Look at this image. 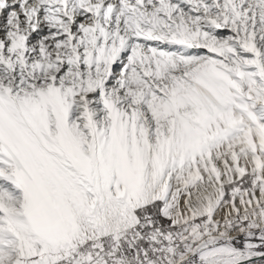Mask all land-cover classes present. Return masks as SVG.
Listing matches in <instances>:
<instances>
[{"label": "snow or ice", "instance_id": "obj_1", "mask_svg": "<svg viewBox=\"0 0 264 264\" xmlns=\"http://www.w3.org/2000/svg\"><path fill=\"white\" fill-rule=\"evenodd\" d=\"M0 264H264V0H0Z\"/></svg>", "mask_w": 264, "mask_h": 264}]
</instances>
